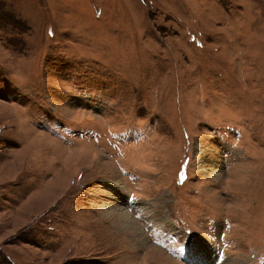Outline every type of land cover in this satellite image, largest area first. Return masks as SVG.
I'll return each instance as SVG.
<instances>
[{
  "label": "rangeland",
  "instance_id": "rangeland-1",
  "mask_svg": "<svg viewBox=\"0 0 264 264\" xmlns=\"http://www.w3.org/2000/svg\"><path fill=\"white\" fill-rule=\"evenodd\" d=\"M0 264H264V0H0Z\"/></svg>",
  "mask_w": 264,
  "mask_h": 264
},
{
  "label": "bare ground",
  "instance_id": "bare-ground-1",
  "mask_svg": "<svg viewBox=\"0 0 264 264\" xmlns=\"http://www.w3.org/2000/svg\"><path fill=\"white\" fill-rule=\"evenodd\" d=\"M59 147V146H58ZM116 211H118V210H115V212L114 213H116ZM118 213H119V215L118 216H122V218H124L125 219V224H126V227L127 228H129V229H133L134 230V232L135 231H137V229H138V224L129 216V215H127V212H125V211H118ZM114 218V217H113ZM119 219H121V218H119ZM123 220V219H122ZM122 227V226H121ZM124 227V226H123ZM125 230V229H124ZM140 230V229H139ZM138 237V236H137ZM152 249H154V250H157V252H158V250L159 251H161V249H159V248H157V247H152ZM151 253V252H150ZM160 253V252H159ZM161 253H162V251H161ZM158 254V253H157ZM195 256V255H194ZM199 256H200V253L198 254V256L196 255L195 257L196 258H199ZM150 257V256H149ZM159 258V257H158ZM168 259H170V261L172 260V261H174L171 257H168ZM165 260V259H164ZM175 262V261H174ZM172 263V262H171ZM176 263V262H175Z\"/></svg>",
  "mask_w": 264,
  "mask_h": 264
}]
</instances>
